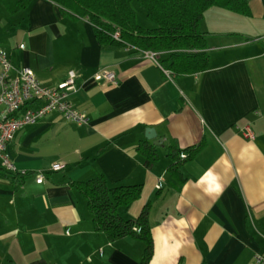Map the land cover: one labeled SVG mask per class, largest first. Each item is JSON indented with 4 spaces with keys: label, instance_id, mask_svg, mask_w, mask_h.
<instances>
[{
    "label": "crops",
    "instance_id": "1",
    "mask_svg": "<svg viewBox=\"0 0 264 264\" xmlns=\"http://www.w3.org/2000/svg\"><path fill=\"white\" fill-rule=\"evenodd\" d=\"M248 3V15L204 12L206 66L180 74L158 54L99 44L86 17L50 0L15 12L0 3V47L13 66L48 88L73 70L69 98L89 118L76 125L51 112L14 133L6 152L28 174L0 165V264H139L144 243L97 231L74 185L99 174L109 186L140 185L118 213L134 221L146 212L147 264H253L264 253V0ZM102 68L119 83L95 78ZM196 146L171 176L176 150ZM147 150L156 155L148 165Z\"/></svg>",
    "mask_w": 264,
    "mask_h": 264
},
{
    "label": "trees",
    "instance_id": "2",
    "mask_svg": "<svg viewBox=\"0 0 264 264\" xmlns=\"http://www.w3.org/2000/svg\"><path fill=\"white\" fill-rule=\"evenodd\" d=\"M30 1L0 0V3L15 12ZM50 1L71 14L86 17L95 29L99 44L118 43L156 52L159 63L177 74L200 71L206 66L208 45L200 26L208 8L222 7L242 15H248L250 11L248 0H137L153 23L152 28H144L136 22L132 0ZM116 28L120 33L119 41L111 36ZM197 150L198 146L193 147L185 155L176 150L175 160L168 169L171 176L177 177L179 165L194 156ZM145 154V163L151 164L155 153L147 150ZM181 154L183 158H180ZM74 185L87 200L95 229L103 232L110 241L132 236L143 242L145 247L139 264H147L152 253V240L146 212H141L134 221L122 219L118 213L119 207L127 206L139 197L140 185L109 186L101 174Z\"/></svg>",
    "mask_w": 264,
    "mask_h": 264
},
{
    "label": "built area",
    "instance_id": "3",
    "mask_svg": "<svg viewBox=\"0 0 264 264\" xmlns=\"http://www.w3.org/2000/svg\"><path fill=\"white\" fill-rule=\"evenodd\" d=\"M111 36L119 41V29L116 28ZM19 47L22 48L23 44ZM144 53L156 61V52ZM94 76L113 84L119 83L116 74L108 69H99ZM75 77V72L69 70L65 80L56 88L45 87L29 67H14L5 49L0 47V165L4 170L16 172L20 176L28 174L26 170H18L6 152L14 133L24 126L36 123L51 112H57L64 120L76 125H85L89 122L88 116L78 110L69 98L74 90ZM242 131L245 136L252 138L248 126H244ZM60 168V164L52 166L54 171ZM42 180L43 175L36 174L35 181L40 183ZM253 264H264V253L254 254Z\"/></svg>",
    "mask_w": 264,
    "mask_h": 264
},
{
    "label": "rangeland",
    "instance_id": "4",
    "mask_svg": "<svg viewBox=\"0 0 264 264\" xmlns=\"http://www.w3.org/2000/svg\"><path fill=\"white\" fill-rule=\"evenodd\" d=\"M131 5L135 11L137 24L144 28H152L153 23L147 18L145 9L138 4L137 0H132Z\"/></svg>",
    "mask_w": 264,
    "mask_h": 264
},
{
    "label": "water",
    "instance_id": "5",
    "mask_svg": "<svg viewBox=\"0 0 264 264\" xmlns=\"http://www.w3.org/2000/svg\"><path fill=\"white\" fill-rule=\"evenodd\" d=\"M145 137L148 140L154 139L153 140L154 144H157L158 143L157 141H160V139L155 138L156 132H155L154 128H152V127L145 128Z\"/></svg>",
    "mask_w": 264,
    "mask_h": 264
}]
</instances>
